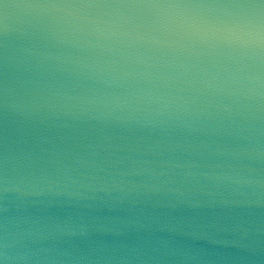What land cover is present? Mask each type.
I'll list each match as a JSON object with an SVG mask.
<instances>
[{"label":"clouds","instance_id":"9594fccd","mask_svg":"<svg viewBox=\"0 0 264 264\" xmlns=\"http://www.w3.org/2000/svg\"><path fill=\"white\" fill-rule=\"evenodd\" d=\"M0 264H264V0H0Z\"/></svg>","mask_w":264,"mask_h":264}]
</instances>
